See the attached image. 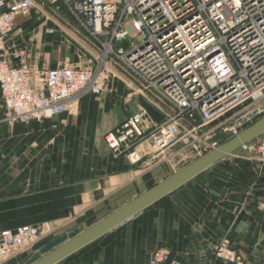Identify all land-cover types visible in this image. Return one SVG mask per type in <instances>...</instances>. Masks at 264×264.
<instances>
[{
	"label": "built area",
	"instance_id": "1",
	"mask_svg": "<svg viewBox=\"0 0 264 264\" xmlns=\"http://www.w3.org/2000/svg\"><path fill=\"white\" fill-rule=\"evenodd\" d=\"M45 5L66 9L97 49L86 64L38 68L24 51L14 54L17 65L9 62L5 42L16 19ZM121 41L126 48L117 47ZM115 77L133 89L125 102L140 95L162 120L140 109L104 135L110 151L131 164L145 155L147 165L170 167L182 154L201 157L263 112L264 0H0L3 122L69 114L85 96H101ZM232 156L264 161V134ZM41 232L27 225L0 232V264L35 243ZM214 255L243 264L228 239ZM168 259L161 249L148 264Z\"/></svg>",
	"mask_w": 264,
	"mask_h": 264
},
{
	"label": "crops",
	"instance_id": "2",
	"mask_svg": "<svg viewBox=\"0 0 264 264\" xmlns=\"http://www.w3.org/2000/svg\"><path fill=\"white\" fill-rule=\"evenodd\" d=\"M60 8L45 5L16 19L5 42L11 64H18V51L41 56L42 47L57 42L70 44L69 65H84L96 53L76 25L58 22ZM120 80L112 78L101 96H85L69 114L29 123L3 122L0 100V232L26 225L42 230L35 243L2 264L24 263L53 239L91 227L179 170L147 165L145 155L131 164L106 147L104 135L140 109L162 120L140 95L125 102L133 89ZM263 202L264 161L227 157L57 264H148L161 249L169 252L165 264H233L214 255L222 239L243 264H263Z\"/></svg>",
	"mask_w": 264,
	"mask_h": 264
},
{
	"label": "water",
	"instance_id": "3",
	"mask_svg": "<svg viewBox=\"0 0 264 264\" xmlns=\"http://www.w3.org/2000/svg\"><path fill=\"white\" fill-rule=\"evenodd\" d=\"M117 47H127V42ZM216 52V51H215ZM264 134V108L256 119L237 136L198 157L194 161L174 172L160 183L142 193L129 203L113 211L87 229L78 227L69 233L53 239L39 249L22 264H57L68 256L106 235L146 208L158 203L164 197L188 183L198 175L231 156L242 146Z\"/></svg>",
	"mask_w": 264,
	"mask_h": 264
},
{
	"label": "rangeland",
	"instance_id": "4",
	"mask_svg": "<svg viewBox=\"0 0 264 264\" xmlns=\"http://www.w3.org/2000/svg\"><path fill=\"white\" fill-rule=\"evenodd\" d=\"M56 13L57 14L55 17L62 26L68 27V25H69V27H70V26L76 25L77 30L79 31L80 38L82 40H84L86 38L87 35H85L84 31H82L80 29V27L76 24V22L70 16V14L68 13V11L66 9L60 8ZM64 43L66 45H70L67 42H64ZM122 43H123V41L120 42V44H122ZM66 45L62 44L61 42H57L55 44L50 45L51 47H42L41 48V52H42L41 56H37L35 54L28 55L25 52V55H26L25 57H26L27 62L29 64H31L32 66L38 65L39 62L45 63L47 67L54 66V65L63 66V65H66V61H65ZM115 78L117 79V77H115ZM231 156H229V157H231ZM195 159H197V157H194L192 154L191 155L190 154H182L176 160L175 165H177V166H175L174 169L175 170L178 168L180 169L183 166L194 161Z\"/></svg>",
	"mask_w": 264,
	"mask_h": 264
}]
</instances>
